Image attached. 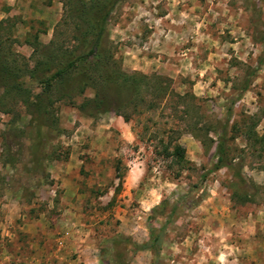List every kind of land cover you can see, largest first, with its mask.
<instances>
[{"label":"rangeland","instance_id":"obj_1","mask_svg":"<svg viewBox=\"0 0 264 264\" xmlns=\"http://www.w3.org/2000/svg\"><path fill=\"white\" fill-rule=\"evenodd\" d=\"M79 2L0 0V58L28 90L0 86V264H111L110 238L141 243L162 226L156 261L138 252L128 264H264V64L238 91L264 44V0H120L107 69L88 59L44 94L27 71L79 44L88 29L72 11ZM116 71L146 77L141 100L129 95L119 109L129 121L113 109L80 113ZM38 98L51 103L44 145L29 115ZM231 100L227 158L240 180L209 172ZM168 140L185 169L161 153Z\"/></svg>","mask_w":264,"mask_h":264},{"label":"trees","instance_id":"obj_2","mask_svg":"<svg viewBox=\"0 0 264 264\" xmlns=\"http://www.w3.org/2000/svg\"><path fill=\"white\" fill-rule=\"evenodd\" d=\"M120 0H80L78 6L74 4L71 6L73 13L78 17H81L87 25V30L84 31L82 39L79 44L74 46V48L68 52L66 58L62 62H57L55 66H50V62H35V65L30 71H27L28 79L32 80L34 85H37L41 91L46 94L50 92L53 88L57 92L64 89V84L68 82V77L74 72L78 67L84 66L88 63V59H96L95 61H103L101 55L105 53L106 46V26L108 22V17L116 4ZM37 45L33 47V53L36 52ZM44 52V51H43ZM46 56V55H43ZM49 63V64H48ZM104 68L107 69L105 61L102 62ZM264 64V44L261 49L260 58L257 60V65L253 70L247 73L246 78L242 82L238 91L239 94L244 92L249 83V77L253 76ZM11 73L5 61L0 58V86L5 90H15L17 92L28 91L21 88L22 83H15V78L18 76ZM144 80L146 77L133 74L127 76L120 71H116L115 74L111 76L104 75L100 77V86L93 93L92 98H85L76 109L85 116H94L100 113H105L108 110H115L119 112L120 108L126 107L132 98H138L141 100L140 92L144 87ZM86 82V81H85ZM85 82H82L81 90L86 86ZM106 82H111L113 85L109 86ZM103 83V85H102ZM58 86V87H57ZM56 87V88H55ZM167 93L162 94L161 98L166 97ZM25 106L28 107L29 104L26 99L23 101ZM70 103V102H69ZM234 100L229 102L230 106L225 109L224 123L219 127L217 141L214 147L213 154V165L209 172L217 171L219 169H227L232 171L233 178L240 180V170L235 167L227 158L226 149V126L231 117V106ZM71 104V103H70ZM72 105V104H71ZM51 103L49 99L41 100L38 98L33 103V108L29 115L32 119V126L34 127V136L36 139L41 141L44 145V136L48 133L44 132V128L48 125L45 121L49 123V126H53L52 119L47 117L48 109ZM119 117L124 122L129 121V116L119 112ZM51 126V127H52ZM50 127H48L49 130ZM43 135V136H42ZM260 142L263 140L260 139ZM161 153L164 157L170 158L171 165H175L177 171L185 169V163L183 161L184 151L182 147L178 144L177 140H168L166 142H161ZM32 150H35V146H32ZM37 151V149H36ZM33 156L31 154L30 163H33ZM35 163V162H34ZM33 163V164H34ZM38 164V161H37ZM36 165L33 166V170ZM205 178L204 175L199 176V181ZM165 227L162 226L157 230H150L148 238L137 243L131 240L129 237L122 235H115L109 239V244L111 247L110 252V262L111 264H128L130 258L138 252H149L152 254L153 258L159 257V251L162 245L164 237Z\"/></svg>","mask_w":264,"mask_h":264}]
</instances>
